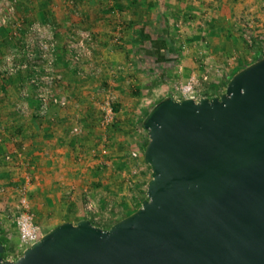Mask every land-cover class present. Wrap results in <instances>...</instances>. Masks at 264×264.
<instances>
[{"label": "crops", "instance_id": "0c3cea01", "mask_svg": "<svg viewBox=\"0 0 264 264\" xmlns=\"http://www.w3.org/2000/svg\"><path fill=\"white\" fill-rule=\"evenodd\" d=\"M258 1L16 0V14L24 24L39 21L52 25L58 46L59 87L68 94L69 102L65 107L50 106L39 117L34 112L37 101L18 93L26 72L0 74V184L8 189L0 194V244L5 259H15L25 248L19 244L17 224L7 207L15 200V188L26 174L30 177L28 198L35 222L40 229L47 227L46 231L61 222L76 223L82 218L107 228L134 202L130 187L139 185L146 193L151 170L144 159L142 174L143 166H139L133 183L128 179L130 191L119 190L116 176L108 178L107 171L123 164L118 158L123 152L116 148L119 140L135 138L137 146L144 147L147 133L139 119L146 109L171 94L174 83L194 76L198 85L193 95L218 96L233 68L244 58L248 64L255 61L257 43L249 45L243 32L247 30L248 12H255ZM73 26L93 32V57L103 61L100 71L87 70L80 76L63 63L64 38ZM252 34L255 39L253 29ZM167 35L177 38L175 62L164 57ZM9 36L7 27L0 28V58L17 47L22 37ZM240 50L250 52L251 57L238 56ZM133 86L145 87L153 97L130 95L127 90ZM108 89L114 95L113 108L116 106L117 129L113 131L97 126V105ZM18 104L25 110L19 111ZM76 124L81 125L82 132L72 136L69 129ZM103 134L109 145H103ZM7 153L10 160L4 159ZM118 170L125 174L130 169ZM88 197L97 205L94 212L85 209ZM121 200L123 210L118 207Z\"/></svg>", "mask_w": 264, "mask_h": 264}, {"label": "water", "instance_id": "95a60500", "mask_svg": "<svg viewBox=\"0 0 264 264\" xmlns=\"http://www.w3.org/2000/svg\"><path fill=\"white\" fill-rule=\"evenodd\" d=\"M142 126L136 210L107 228L61 222L0 264H264V57L218 96L162 98Z\"/></svg>", "mask_w": 264, "mask_h": 264}, {"label": "built area", "instance_id": "2783aa9c", "mask_svg": "<svg viewBox=\"0 0 264 264\" xmlns=\"http://www.w3.org/2000/svg\"><path fill=\"white\" fill-rule=\"evenodd\" d=\"M262 4L264 5V1ZM245 26L247 30L243 32V37L251 45L254 42L251 21L247 19ZM2 27L9 29L10 38H18L20 34L22 37L17 47L10 48L0 58V74L15 76L20 71L26 72L24 83L18 93L22 97L30 95L37 101L34 112L39 117L44 116L50 106H67L68 94L59 87L61 74L57 70L56 52L58 46L52 25L39 21H29L24 24L23 18L16 14V0H0V28ZM258 37L264 43V36L259 35ZM95 46L96 40L89 28L70 27L64 38L63 63L69 69H74L80 76H83L87 70L100 71L103 61L101 58L93 57ZM205 78L206 74L203 75V79ZM197 85L196 78L190 76L185 81L174 83L169 96L175 100L186 97L197 99L193 95ZM113 101L114 95L108 89L97 105V126L103 131L114 121ZM74 106L77 107L78 104L74 103ZM16 107L19 111L25 110V106L22 104H18ZM81 132L82 127L78 124L69 129V134L72 136L79 135ZM131 154L135 157L138 152L133 151ZM4 159L10 160L11 154H5ZM29 180L30 177L26 174L25 179L17 184L15 200L7 207V213L14 216L19 233V244L23 247L29 246L43 234L40 226L35 222V214L30 206ZM7 190L6 186L0 184V194H5ZM96 207V203L88 197L85 209L88 212H94Z\"/></svg>", "mask_w": 264, "mask_h": 264}, {"label": "rangeland", "instance_id": "374dc122", "mask_svg": "<svg viewBox=\"0 0 264 264\" xmlns=\"http://www.w3.org/2000/svg\"><path fill=\"white\" fill-rule=\"evenodd\" d=\"M262 1H264V0H259L258 2H257V5H255V7H254V9H255V12H254V10H252V11H249L248 13V16H247V19L248 20H250L251 21V24H252V29L254 30V33H256V34H261V35H263L264 36V5H262ZM256 13H258V17H253V16H251L252 14H256ZM259 20V25H258V27H256L257 26V21L256 20ZM256 29H258V30H256ZM241 47H243V49H245V47L244 46H242L241 45ZM238 56H243V57H246V56H248V57H251V54H250V52L248 53V52H244V51H242V50H240V53L238 54ZM238 56H237V58H238ZM222 57V56H221ZM236 58V59H237ZM224 59V58H223ZM229 59V58H228ZM222 59H220V61H221ZM246 61V59L244 58L243 59V61ZM242 62V61H241ZM142 80V79H141ZM139 86H141L140 84H138ZM143 86V85H142ZM226 86V85H225ZM135 86H133L132 88H130V89H128L127 91H128V93L130 94V95H132V96H138V95H134L133 94V92H135L134 90H135V88H134ZM140 94L142 95V96H146V97H149V98H152L153 96H152V92L150 91V90H146L145 89V87H141V92H140ZM141 95H139V97L141 96ZM103 99V98H102ZM101 99V100H102ZM198 99V98H197ZM101 102V101H100ZM99 102V103H100ZM144 105V104H143ZM150 109V108H149ZM114 122L116 123L115 125H113V128H111V130L113 131V130H116L117 129V122H116V118H114ZM147 140H148V137H147ZM137 140L134 138V139H129L128 141H126V140H122V139H120L119 140V146L117 145V147L116 148H118V150H120V151H122L123 153L122 154H120V155H118V158H120L121 160H120V162L122 161L123 162V164H122V162L120 163V164H122V166H119L118 165V167L119 168H121V167H124L125 168V170H126V168L127 169H130L129 171L127 170V171H124L125 172V174H123L121 171H119L118 170V167L117 166H114V167H116L115 168V170H113L112 168H111V170H109V171H107V174L109 175L108 176V178H110V176L112 177H114V176H116V180H117V186H119V190L122 192V191H126V192H128L129 191V182H128V179L129 180H131L132 181V183H133V181H134V178H135V176L136 175H138V171L139 170H136L139 166H143V168H141V170L139 171V174H142V172L145 170V168H144V161L142 160L143 159V156H142V154H143V151H144V147H145V145H144V147L142 148L141 146H137V142H136ZM114 143H116V139L113 141ZM147 143V142H146ZM143 150V151H142ZM131 151H137L138 152V155L137 156H132V154L130 153ZM148 164V163H147ZM104 165H106V164H104ZM124 165V166H123ZM110 168V167H109ZM132 169H135V172L134 171H132ZM148 169V168H147ZM150 170H151V168H150ZM115 171H117L118 172V174H114V172ZM113 172V174H111ZM109 182V181H108ZM110 184V183H109ZM134 187V186H133ZM132 187V188H133ZM122 201L123 200H121L120 201V204L118 205V207H120L121 208V206L120 205H122ZM132 205V204H131ZM134 206H136V205H139V203L137 202H135V204H133ZM140 206V205H139ZM138 206V207H139ZM121 210H123L122 208H121ZM136 210V209H135ZM118 213H119V216L120 215H122V214H120V210L118 211ZM94 221H96L97 223L99 222V220L97 221V220H94ZM94 225H97V224H94ZM98 226V225H97ZM47 230V227L46 228H44V227H42L41 228V231L43 232V234L45 233L44 231H46ZM10 260V259H9ZM12 260V259H11Z\"/></svg>", "mask_w": 264, "mask_h": 264}, {"label": "trees", "instance_id": "16d2710c", "mask_svg": "<svg viewBox=\"0 0 264 264\" xmlns=\"http://www.w3.org/2000/svg\"><path fill=\"white\" fill-rule=\"evenodd\" d=\"M259 35H261V34H256V36H255V39H254V42H256L257 44V47L255 48V59L254 60H257V59H259V58H262V57H264V43L259 39ZM176 39L177 38H173V37H170L169 35H167L165 38H164V44H165V46H166V48L165 49H168V51L166 50V51H164V57H165V60H167V61H172L173 60V62H175V58H174V55H176V46H175V41H176ZM250 63H252V62H250ZM249 63V64H250ZM246 65H248V63L245 61V62H241L240 63V65L238 66V67H235V68H233L230 72H229V74H228V76H227V79H226V82H225V85H226V83H227V81L229 80V78L237 71V70H239L240 68H242V67H244V66H246ZM153 83H151L150 85H152ZM135 92H133V94L134 95H141L140 94V92H141V87H139V86H137L136 88H135V90H134ZM114 108L116 109V106H114ZM148 112V109H146L144 112H143V114H142V117H141V119H139V125L142 127V119H143V117L145 116V114ZM113 125H115V122L113 121V123L112 124H110V126L108 127V129H110L111 130V128H113ZM106 135V134H105ZM107 139H108V137H107V135L105 136V138H104V141H103V145H109L108 143L109 142H107ZM100 140V139H99ZM147 142V141H146ZM146 142H145V144H146ZM143 151V150H142ZM148 166H149V164H148ZM150 167V166H149ZM130 190H131V195H132V198H133V200H134V202L132 203V205L131 204H128L127 206H126V211H125V213H124V215L122 216V217H124V216H126V215H128V214H130L131 212H133L136 208H138V206L141 204V201L144 199V198H146V193H145V191H143V190H141V187L139 186V185H136L134 188H131L130 187ZM129 190V191H130ZM135 202L137 203H139V205H136V206H134L133 204H135ZM122 217H120V218H122ZM119 218V219H120ZM118 220V219H117ZM116 220V221H117ZM22 253V252H21ZM0 256L3 258V259H5V251H4V248H3V250L0 252Z\"/></svg>", "mask_w": 264, "mask_h": 264}]
</instances>
